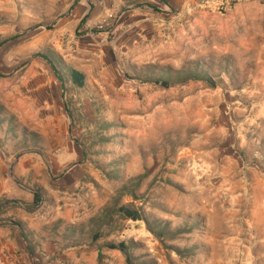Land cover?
I'll use <instances>...</instances> for the list:
<instances>
[{
  "label": "rangeland",
  "instance_id": "374dc122",
  "mask_svg": "<svg viewBox=\"0 0 264 264\" xmlns=\"http://www.w3.org/2000/svg\"><path fill=\"white\" fill-rule=\"evenodd\" d=\"M45 2L0 0V264H264V0L82 19L80 93L41 58Z\"/></svg>",
  "mask_w": 264,
  "mask_h": 264
},
{
  "label": "crops",
  "instance_id": "0c3cea01",
  "mask_svg": "<svg viewBox=\"0 0 264 264\" xmlns=\"http://www.w3.org/2000/svg\"><path fill=\"white\" fill-rule=\"evenodd\" d=\"M47 1L48 4L45 2L46 10L48 8L47 16H52L53 14L51 12H54L53 9L55 8L56 3L53 2L54 0H47ZM142 1L143 0L141 1L139 0H62V4L57 7L58 8L57 17L53 19H48L47 25L55 29L57 32L63 33L62 38L63 37L64 38L63 41L59 42L60 44L57 43L56 46L53 44V47L55 49L51 46L52 42L50 41L49 43L47 42L48 45L51 46L49 47V50L54 52L61 59V61L65 65L70 67L72 70L80 72L84 76V81H85L84 71H82L81 69V66L85 63L81 61V58L79 57L90 52L91 47H93L91 43L94 44V42L82 40L83 38H81V36L79 35L72 37L71 31L73 32L77 28L78 30L79 29L81 30L82 25H80V22L84 18H87L89 20H95L110 13L113 14L114 12H119L120 13L119 17L125 19L126 13H128L129 16L131 15L137 16L140 13H146L147 12L145 10L146 8L145 9L144 7L141 8L138 4L139 2ZM146 1L153 6H156V3H154L156 2V0H145V2ZM119 26L116 27V30H118ZM56 48L58 49L56 50ZM87 58L89 57L83 59H87ZM71 90L73 91V89ZM74 92L80 93V90H78V92L76 91ZM76 108H78L77 105ZM61 116L62 114H60V116L55 114L52 116L49 115L48 116L49 120L43 117L44 123L50 124L49 125L50 127H52V125H56L57 123H59L61 128V126L63 125V122H61L62 121ZM73 119L74 117H72L71 114L68 112V110H66L65 120L71 123ZM61 160H65V159H60L59 161Z\"/></svg>",
  "mask_w": 264,
  "mask_h": 264
},
{
  "label": "trees",
  "instance_id": "16d2710c",
  "mask_svg": "<svg viewBox=\"0 0 264 264\" xmlns=\"http://www.w3.org/2000/svg\"><path fill=\"white\" fill-rule=\"evenodd\" d=\"M41 58L48 63V65L50 66L53 72L54 77L61 83V85H64V86L68 85L72 87L73 90L75 91H78L81 89L83 90V88L85 87L84 76L80 72L72 70L70 67L65 65L54 52L47 49L46 54L41 55ZM180 73L177 71L174 77L173 76L171 77L167 74L162 73V76H161L162 84L163 85L177 84V83L184 82L188 79L193 80V81H203L204 80V78L202 77V73L200 74L188 73V75L185 72H180ZM170 80H172V82H170ZM7 116L8 117H6V123L8 124V128H11L12 126L11 120L14 121L13 115H10L9 113H7ZM112 215H115V216L117 215L120 218L122 217L128 218L130 220H138L137 213L133 211L131 207H129L128 205H122L120 207L114 206L113 208H110V209L106 208L103 211L102 215L98 217L96 220L91 219L90 220L91 229H93V227L94 228L96 227V229H98L99 227L101 228L110 227V224H111L110 216ZM58 224L62 225V222L60 221ZM65 231L69 232L67 229ZM73 232L76 233V230L75 231L73 230ZM95 234L96 232L94 233V235ZM120 251H122V253H124V255L127 256L126 252L122 248H120Z\"/></svg>",
  "mask_w": 264,
  "mask_h": 264
},
{
  "label": "built area",
  "instance_id": "2783aa9c",
  "mask_svg": "<svg viewBox=\"0 0 264 264\" xmlns=\"http://www.w3.org/2000/svg\"><path fill=\"white\" fill-rule=\"evenodd\" d=\"M96 27H97V28H102V25L98 24Z\"/></svg>",
  "mask_w": 264,
  "mask_h": 264
},
{
  "label": "bare ground",
  "instance_id": "6f19581e",
  "mask_svg": "<svg viewBox=\"0 0 264 264\" xmlns=\"http://www.w3.org/2000/svg\"><path fill=\"white\" fill-rule=\"evenodd\" d=\"M187 3H189V0H187Z\"/></svg>",
  "mask_w": 264,
  "mask_h": 264
}]
</instances>
